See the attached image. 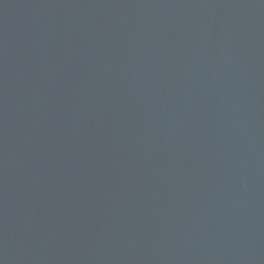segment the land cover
Returning a JSON list of instances; mask_svg holds the SVG:
<instances>
[{
	"label": "water",
	"instance_id": "1",
	"mask_svg": "<svg viewBox=\"0 0 264 264\" xmlns=\"http://www.w3.org/2000/svg\"><path fill=\"white\" fill-rule=\"evenodd\" d=\"M0 264H264V0H0Z\"/></svg>",
	"mask_w": 264,
	"mask_h": 264
}]
</instances>
